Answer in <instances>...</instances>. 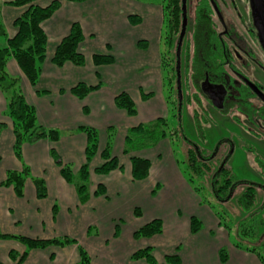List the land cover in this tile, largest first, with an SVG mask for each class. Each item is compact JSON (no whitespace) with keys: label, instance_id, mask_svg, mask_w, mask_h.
Returning a JSON list of instances; mask_svg holds the SVG:
<instances>
[{"label":"crops","instance_id":"1","mask_svg":"<svg viewBox=\"0 0 264 264\" xmlns=\"http://www.w3.org/2000/svg\"><path fill=\"white\" fill-rule=\"evenodd\" d=\"M6 1L11 0H0L2 20L8 33L14 35L16 29L13 21L24 11L25 7H14L7 4ZM50 2L51 0H38L37 3L46 5ZM133 13L140 14L144 21L139 24H131L129 15ZM75 21L81 23L85 34L84 40L79 46L80 51L86 57L85 65L76 66L71 62H66L64 66L60 67L53 64L51 58L56 46L60 43L59 41L70 32L71 24ZM162 24V7L158 4H148L139 0H85L82 2L62 0L60 9L43 23V27L48 33V58L43 63L41 78L37 86L30 85L14 59L8 62L7 67L10 72L22 78V87L25 89L27 100L34 104L38 111L39 123L47 127L60 128L63 136L54 144L46 139L23 145V158L32 170V175H44L45 179L51 180L50 192L46 198H37L31 178H27L25 198H16L12 187L0 186L1 227L4 224L7 225L4 219L6 215L3 214L7 213L6 210L9 208L13 211L12 214L9 213L11 217L19 215L26 224L40 223L43 220L44 222H41L47 226L53 222L52 227L55 229L72 226V222L79 212L83 214V209H87L88 212V210L94 209L96 202L104 200L100 196H92L88 202L80 204L77 189L63 179L59 167L56 166L50 155V149L55 146L64 161H71L75 165L83 162L87 143L86 134L78 131L80 125H92L100 131V149L105 146L106 130L115 126L117 134L113 152L118 154L124 168L122 170L115 169L111 173L105 174L103 179L112 177L114 182H126L129 188L140 184L141 180L134 181L131 176L130 154L122 153L123 140L126 132L132 126L155 119L167 111L160 61V38L157 37L160 35ZM144 39L148 40L149 45L147 48L141 49L138 46V41ZM99 52L112 53L114 61L111 64L96 65L93 62V55ZM78 82H85L88 85L100 84V88L91 91L84 99L77 98L72 94L71 88ZM61 89L64 91L62 92ZM123 90L133 96L139 108L135 116L129 115L125 109L115 105V96ZM39 91L47 92L40 95ZM146 91L152 92L153 96L144 100L141 92ZM6 103L5 96L0 90V121L4 120L7 124V128L0 134V183L6 176L7 169H21L23 165L21 160L15 156L12 147L13 124L12 119L4 113ZM84 107L89 110V113L84 111ZM163 143L166 145L163 152L166 151L169 160L161 167L160 172H162L164 180H162L161 190L155 196L157 202L152 204L158 217L164 219L162 214L167 211L172 218L175 216L177 219L176 226L171 229V233L180 237V253L183 259L181 264H263L257 254L235 247L227 229L220 225L212 208L201 203L200 196L195 193L192 185L181 173L174 155L172 157L170 140L164 139L156 148L138 150L135 153L151 157L159 167L164 164L162 162L166 160L165 155L161 151H157V154L153 151ZM155 155L157 159L154 158ZM100 157L95 158L91 168H95V165L101 162L102 157ZM150 174H152V169ZM91 183L93 185L92 180ZM57 185L61 187L57 189ZM160 193L162 196L159 198ZM15 198L28 203L29 213L25 215L22 209L14 207L15 204H18ZM109 201L111 200H107V203ZM55 202L59 205V211L54 218L50 213V206ZM72 203L77 206L71 210ZM39 205H44L45 209L39 210ZM46 207L48 208L46 209ZM189 211L195 213L194 215L199 216L203 221L201 230L195 235L189 230ZM169 218L171 219V217ZM76 223H79L78 217ZM83 223L87 225L88 221ZM32 230L27 229L24 232L34 235ZM61 232L62 230L58 233ZM119 239L117 241L120 245L116 248L118 251L109 252L108 257L104 259L105 263L148 264L143 259L130 260L132 248H125L124 240L120 236ZM183 245H185L184 250ZM223 246L229 251V260L226 263H221L219 260V249ZM172 249L175 248L172 247ZM39 252L43 253L44 251H32L30 257L40 254ZM59 252L60 257L65 258V263L62 260L59 264H73L77 255V246H67ZM165 253L163 254L165 255Z\"/></svg>","mask_w":264,"mask_h":264},{"label":"trees","instance_id":"2","mask_svg":"<svg viewBox=\"0 0 264 264\" xmlns=\"http://www.w3.org/2000/svg\"><path fill=\"white\" fill-rule=\"evenodd\" d=\"M70 1H85V0H70ZM182 0H165L161 2L162 15H164L163 25L165 33L162 31L164 38V47H160V61H161V71L163 72V79L167 85L179 86V71H177L175 52L174 48L176 41L178 39V33L181 29V10H182ZM38 0H11L6 1L7 4L14 7H25L24 11L20 13L14 19V27L16 32L11 35L6 30L5 24L2 20V14L0 11V90H2L6 103V109L4 113L12 119L13 132L15 135L13 149L14 154L20 160L23 158V148L25 143H35L38 140L48 139L53 144L61 139L63 136L62 130L55 127H47L39 123L38 121V111L36 106L27 100L25 89L22 87V78L14 75L8 69V62L14 59L17 65L22 69L24 77L27 78L31 86L36 87L40 75L43 69V63L48 58V33L43 27V23L50 19L52 15L60 9L62 5V0H51L50 3L42 5L37 3ZM5 3V4H6ZM1 8V4H0ZM130 23L138 24L142 22V17L138 14L129 15ZM85 37L84 30H82V25L79 21H75L71 24L70 32L66 34L56 46L53 56L51 58L52 63L60 67L64 66L66 62H71L76 66L85 65V54L79 49L80 43L83 42ZM148 40L138 41V46L141 48L148 47ZM114 61V56L112 53H97L93 55V62L96 65L99 64H111ZM100 88V84L91 85L85 82H78V84L72 86L71 92L77 98L84 99L91 91ZM63 92L64 90L61 89ZM47 92V91H44ZM44 92L39 91L38 94H44ZM152 92L144 93V98H149ZM179 98L172 100V95L167 96L166 104L172 103L174 117L180 121V110L179 106L176 105ZM115 105L118 108L125 109L129 115H136L138 112V107H136L135 100L129 92L123 90V92L118 93L115 96ZM181 106V105H180ZM86 113L89 110L83 108ZM7 128L6 121H0V134ZM128 133L125 135L124 142L125 147L122 150L124 154H131L130 163L132 164L131 176L134 181H139L142 179H147L150 175V168L152 166L150 158L141 155H132L139 149H149L154 147L162 141L164 138H168L171 142L182 141L186 139L184 130L181 125L175 126L171 131L169 130V118L160 117L157 120H153L148 123H139L134 127L128 129ZM78 131L84 132L86 134V148L84 155H86L85 162L81 164V168L76 172L70 163H65L59 152L53 146L50 149V155L52 156L55 164L61 167V175L68 183H72L77 189L78 200L81 204L86 203L93 196L105 195L107 188L103 183H99L94 190L91 192L90 189V168L92 159L97 155L103 159L100 165L94 168V171L99 174H108L115 169L122 170L124 165H122L118 155L113 154L114 147V137L117 134L116 128L109 127L107 131L106 144L103 149L100 150V131L89 125H80ZM190 144V143H189ZM100 150V152H99ZM187 151V168L185 169L186 179L189 184L192 185L195 193L199 195V191L203 188V183L205 182L207 171L211 170L210 159L207 157L202 148L198 145H191L186 149ZM24 167L21 169H7L6 176L2 179L0 186L12 187L14 192L23 197L25 194V185L27 178H33L36 185L37 196L39 198H46L48 196L47 184L45 179L34 178L32 176L29 166L24 162ZM91 166V167H90ZM182 173V172H181ZM198 180L197 182H195ZM213 194L221 199L223 202L226 201L230 196V190L234 186V176L230 170L226 167L218 169L213 176ZM161 186L155 185L152 190V194H156L160 190ZM200 196L201 203L210 206L211 203L207 202ZM255 187L249 186L244 189L241 196L236 198L237 205L244 210L243 215L244 224L243 229H238L236 236L241 237L242 235H249L251 233L250 228L254 223L255 217L257 216V209L254 208L255 202ZM218 217L221 226L229 231L230 238L232 237V229L228 228L226 224L223 223L224 219L216 211L215 208L210 206ZM59 205L54 206V214H57ZM215 209V210H214ZM143 214L142 209L135 208V217H140ZM190 227L192 234H198L203 226V221L201 218L196 216H190ZM243 220V219H242ZM246 223V224H245ZM263 223V221H261ZM164 220L160 217L152 218L150 221L142 224L134 231V238L150 239L155 235L163 234ZM240 230V231H239ZM119 227H116L115 235L118 237ZM14 238L21 241L24 246L22 252L12 250L10 256L14 260H18L17 264H21L26 260L30 251L39 248L46 247H56L61 248L67 246H73L74 244L78 247L79 260L74 264H92V257H90L86 248L81 246L78 238L69 235H64L62 237H31L23 235H7L2 234L0 231V238ZM234 246L240 250H248L252 253L256 252L255 249H250L249 247H243L239 243L234 242ZM181 246H177L175 251L167 252L164 255L162 262H159L156 255L154 254V246H145L134 250L131 253V258L133 260H145L148 264H181L183 259L180 253ZM21 253V254H20ZM260 261L264 264V255L260 252H256ZM52 258L54 255L51 256ZM219 260L220 262L226 263L229 260V251L223 246L219 249ZM0 264H3L0 261Z\"/></svg>","mask_w":264,"mask_h":264},{"label":"rangeland","instance_id":"3","mask_svg":"<svg viewBox=\"0 0 264 264\" xmlns=\"http://www.w3.org/2000/svg\"><path fill=\"white\" fill-rule=\"evenodd\" d=\"M139 1L148 4H158V5H161L160 4L161 2L163 3L165 2V0H139ZM133 14H138V13H133ZM138 15L141 16L140 14ZM162 18L164 19V15H162ZM142 21H144V18H142ZM161 26L162 28L160 31V35L159 36L157 34L156 35L157 37L160 38V47L162 48L164 47V38L162 37L163 35L162 31L164 29V25L162 24ZM163 32L165 33V30ZM252 76H254V78L256 79H261L264 82V73L261 72L258 73L256 70H254ZM162 80L164 82L163 78ZM182 88H183L182 85L179 86L176 85L173 88L171 85H167L166 83H164L163 86L165 100L169 95H172V100L179 98L176 105L179 106L178 111L180 110V116H181L180 121L173 116L174 115V111L172 110L173 105L172 103H170L166 113L161 114L158 117H155V119L149 120L145 123L151 122L153 120H157L160 117H168L170 131L175 126L180 124L184 130L185 137L189 141V143L191 145L194 144L198 145L200 148L206 151L204 152V154L207 153L206 154L207 157L210 156L212 157L209 160L211 163V170L207 171L208 172L206 175L207 177L205 179V182L203 183L204 184L203 188L201 189V191H199V195H201V197L205 199L207 202L211 203V205L216 209V210L214 209L215 212L217 211L220 214V216L224 219L223 223L226 224L228 228L232 229L233 234L230 239L233 244L234 242L239 243L243 247H249L250 249H255L256 252H260L261 255H264V120L258 121L256 116H249L242 109L237 108V106L235 105H231L227 107V110L222 112L221 110H219L220 107L214 104L212 100L208 99V97H206L204 93H203L204 94L203 101L202 99H200L199 96H196L195 98L192 99V101H189V98L188 97L186 98V95L183 94L184 89L182 93ZM147 92L148 91L143 93L141 92V95L143 96L144 100L148 99V98H144L143 95L144 93ZM251 101L253 106H255V104L258 105V103L255 102L254 100ZM195 108L198 109V113L195 112ZM128 131L126 132V134L128 133ZM115 138H116V134L114 140ZM14 139H15V135H14ZM164 139L168 140V138H164ZM189 143L185 139H183L182 141H173L170 144L171 145L170 149H172V157L174 155V158L178 162L182 173H184L185 169L187 168L186 157L188 150L186 149L190 146ZM156 146L150 148H156ZM164 146H166L165 143L160 145L159 148L154 149L153 152H156V154L157 151L163 152V150H165L166 148ZM124 147H125V142L123 149ZM143 149H139V150H143ZM135 152H132V155H137ZM165 152L166 151H164L163 153L165 155L166 160L162 162L164 164H161L159 167L157 166L156 161L153 162L154 159L149 157L152 163V166L150 168V171L152 169V174H149L150 176L147 179H142L141 182H139L140 184L138 186H134V188L127 187L126 182H122V181L114 182V178L112 177H105V179H103L105 174L96 173V171H94V168H90L89 177L90 180L93 181V185L92 183L90 184L91 192L92 193L94 192V190L96 189L99 183H103L107 188V191L105 195L100 196L104 200L98 201L96 202V204H94V209L88 210V212L87 209H83L84 211L83 214L79 212L78 215L75 217L74 221L72 222V226H66V227H61L59 229L58 228L55 229L52 227L53 222H51L50 225L47 226L45 225V223H43L44 222L43 220H41L43 222L40 221V223L30 222L29 224H26L24 219L19 215H15L11 217L9 213L12 214L13 211L11 208H9L8 210H6L7 213L3 214L6 215L4 216V219L7 225L4 224V226L1 227L0 224V231L2 234L12 235V236L17 234L23 236L36 237V238L62 237L64 235H69L71 237L75 236L78 238V241L81 244V246L86 248L90 257H92V264H107L104 262V259L108 257L107 255L109 254V252H112L113 250L118 251L116 250V248L119 247L120 245L119 241H122L121 239H119L120 236V238L124 240V244L126 245L125 248L128 249L132 248L131 253L136 249L148 245L154 246V254L156 255L159 262H162L164 259L163 253L167 251H172L173 250L172 247L176 248L178 245L181 246V243L179 242L180 237L178 238L176 237V235H173L171 233V229H174V227L176 226L177 219L175 216H173L172 218V216L167 211L163 212L162 215L164 219L160 217L162 220H164L163 234L161 235H155L156 237L153 236L150 239H146V238L135 239L133 234L134 231L142 224L146 223L147 221H150L152 218L158 217V213L155 212V209H153V204H152L157 202L155 196L158 192L156 194H152V190L154 189L156 184H158L162 188V180L164 179L162 176L163 174H161L162 172H160V170L161 167L164 166L169 160L168 159L169 156ZM115 154L118 155L117 153ZM98 157H100L99 153H97V155L92 159V163L95 161V158ZM154 158L157 159L156 155L154 156ZM21 162L23 164L25 160H21ZM64 162L70 163L71 161L70 162L64 161ZM84 162L85 160L77 165H75L72 162L70 164L73 167V169L77 172L81 168V164H83ZM102 162L103 159L101 158V162H99L97 165H100ZM23 167L24 165H22V168ZM222 167H226L228 170L232 172L235 182L234 186L230 190L229 198L224 202L221 199H218L213 194L214 183H212L213 176L215 175L216 171ZM59 169L61 173V167H59ZM32 176L34 178L37 177V178L45 179L44 175L36 174ZM30 180H32V183L34 184L33 190L35 191V194L37 196L36 185L34 183V180L32 177ZM45 181L47 184V191L49 194L50 186L52 183L51 180L49 181L45 179ZM111 181L113 182L112 185H111ZM197 181L198 180H196L195 182ZM249 186L255 187L256 197L254 202L255 204L254 208L257 209L258 211L254 223L250 228L251 233L247 236L242 235L241 237H239L236 236V232L238 229L241 230L244 228L243 227L244 224L240 226V228L239 225L242 224L244 221L243 215L245 214V212L243 209L239 207V205H237L236 198L238 196H241L244 189ZM56 187L57 189H59V187L61 186L57 185ZM24 192L25 194L23 197L18 196L17 194H15V197L18 199L26 197L27 194L26 185ZM161 196L162 194L160 193L158 197L160 198ZM37 198L39 197L37 196ZM18 199H16L18 201L17 202L18 204H15L14 207L16 206L18 209H22L23 213L26 215V213H29V208L27 206L28 203H24L23 201ZM106 199L111 201L107 203ZM0 203L2 204V201ZM56 204L58 203L56 202L52 203L51 205L52 207L50 206L51 208L50 213L53 214L54 218L58 215V211H59L58 209L57 214L53 213L54 206ZM43 206L39 205L38 209L39 210L45 209V206L44 208ZM76 206H77L76 204L72 203L70 205L71 210L72 208L75 209ZM47 208L48 207H46V209ZM135 208L142 209L143 214L140 217H135L134 215ZM189 214L190 216L192 215L196 216L194 215L195 213H191V211H189ZM77 217L79 219V223H76ZM169 217H171V219ZM196 217L199 218V216ZM19 219L21 221H18ZM87 221L88 224L84 225L83 222H87ZM261 221H263V223H261ZM38 227H42V228L38 229ZM43 227H47V228L44 229ZM116 227H119L120 230L119 231L120 234L118 235V237L114 233ZM27 229L30 230L34 229L32 230L34 235H31L29 233L26 234L24 231H26ZM61 230L62 232L58 233ZM229 236H231L230 233ZM117 239H119V241H117ZM23 248H24L23 244L18 239H14L13 237L5 238V239L0 238V261H2L3 264H17L18 260L12 259V257L10 256V252L16 249L18 252H22L24 250ZM64 248L65 247H62V249ZM182 248L184 250L185 245H183ZM62 249L61 248L57 249L56 247L53 246L34 249L32 251L43 250L44 252L43 253L39 252L40 254L33 255L32 257H30L32 253V251H30L26 260L21 264H44V260L46 262L45 264H59V262H61L62 260L65 263V258L60 257L59 251ZM256 252H254L253 254H255ZM131 253H130V260H133L131 258ZM52 255H54L53 258L51 257ZM79 259H80L79 251L77 247V255L75 256V261L73 262V264L77 262Z\"/></svg>","mask_w":264,"mask_h":264},{"label":"flooded vegetation","instance_id":"4","mask_svg":"<svg viewBox=\"0 0 264 264\" xmlns=\"http://www.w3.org/2000/svg\"><path fill=\"white\" fill-rule=\"evenodd\" d=\"M262 5L264 0L259 8L254 0H186L181 39L182 3L174 52L179 85L189 101L196 96L203 101L205 94L222 112L235 105L264 120V82L252 76L254 70L264 73Z\"/></svg>","mask_w":264,"mask_h":264},{"label":"water","instance_id":"5","mask_svg":"<svg viewBox=\"0 0 264 264\" xmlns=\"http://www.w3.org/2000/svg\"><path fill=\"white\" fill-rule=\"evenodd\" d=\"M255 1V3L257 4V8H259L260 7V4H261V0H254ZM182 3H183V9H184V12H183V14H184V21H183V31H182V33H181V39L183 38L182 36H183V34H184V32H185V29H186V16H185V10H186V0H182ZM260 9H263L264 10V5H262V8H260Z\"/></svg>","mask_w":264,"mask_h":264}]
</instances>
